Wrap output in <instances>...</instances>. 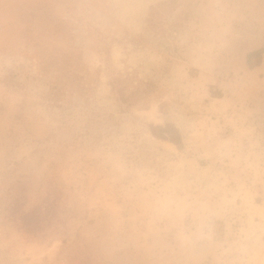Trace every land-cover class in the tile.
Masks as SVG:
<instances>
[{"label":"rangeland","instance_id":"374dc122","mask_svg":"<svg viewBox=\"0 0 264 264\" xmlns=\"http://www.w3.org/2000/svg\"><path fill=\"white\" fill-rule=\"evenodd\" d=\"M260 48L264 0H0V264L259 260L215 248L239 212L194 243L169 201L264 206Z\"/></svg>","mask_w":264,"mask_h":264},{"label":"clouds","instance_id":"9594fccd","mask_svg":"<svg viewBox=\"0 0 264 264\" xmlns=\"http://www.w3.org/2000/svg\"><path fill=\"white\" fill-rule=\"evenodd\" d=\"M110 7L112 6L104 4H80L73 6L72 10L76 15H87ZM229 191L230 189L221 186L218 189L220 196L216 202L201 203L199 196L195 194L177 196L169 201L170 214L174 222L181 225V236H183V222L190 216L195 230L185 238L199 243L202 240L212 239L217 228L216 221L225 220L230 214L239 212L242 217L240 226L235 231L229 227L227 233L233 239L229 242L225 238L223 242L216 244L215 248L221 250V257L233 251L246 252L251 249L260 258L259 260L254 258L249 264H264V206L257 208L250 200L245 201L242 206H237L235 199L227 198ZM256 217H259V223L256 222ZM217 264H243V262L218 258Z\"/></svg>","mask_w":264,"mask_h":264},{"label":"trees","instance_id":"16d2710c","mask_svg":"<svg viewBox=\"0 0 264 264\" xmlns=\"http://www.w3.org/2000/svg\"><path fill=\"white\" fill-rule=\"evenodd\" d=\"M262 55H264V48H260V49L254 50L252 52H249L247 54V60H246L249 68H253L254 66H257L260 62ZM252 58H254L256 60V62L252 63L251 62ZM111 85H112L113 89H116V92L119 94V99L121 101L128 100L127 96L124 95L122 89L120 87H117L116 80H113ZM149 128H150L151 133L155 137L173 143L178 149H180L182 147L181 134H180L178 128L173 123L167 122L163 125H152V124H150ZM40 214H41V212L39 211L38 216ZM24 215H25V217H28L30 214L26 213Z\"/></svg>","mask_w":264,"mask_h":264}]
</instances>
